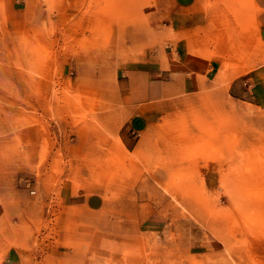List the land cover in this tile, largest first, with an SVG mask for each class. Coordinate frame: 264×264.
<instances>
[{
	"label": "rangeland",
	"instance_id": "obj_1",
	"mask_svg": "<svg viewBox=\"0 0 264 264\" xmlns=\"http://www.w3.org/2000/svg\"><path fill=\"white\" fill-rule=\"evenodd\" d=\"M0 264H264V0H0Z\"/></svg>",
	"mask_w": 264,
	"mask_h": 264
},
{
	"label": "crops",
	"instance_id": "obj_2",
	"mask_svg": "<svg viewBox=\"0 0 264 264\" xmlns=\"http://www.w3.org/2000/svg\"><path fill=\"white\" fill-rule=\"evenodd\" d=\"M103 104V103H102ZM96 105H98V107H99V102H97V104ZM101 105V104H100ZM101 107V106H100ZM103 107V106H102ZM138 119H141V120H145V122H144V124L146 123V121L148 120V116L146 115L145 116V114H140V113H138V114H136L135 116H134V118L132 119V120H134L136 123H137V121H138Z\"/></svg>",
	"mask_w": 264,
	"mask_h": 264
},
{
	"label": "built area",
	"instance_id": "obj_3",
	"mask_svg": "<svg viewBox=\"0 0 264 264\" xmlns=\"http://www.w3.org/2000/svg\"><path fill=\"white\" fill-rule=\"evenodd\" d=\"M31 193H34V191H32Z\"/></svg>",
	"mask_w": 264,
	"mask_h": 264
}]
</instances>
